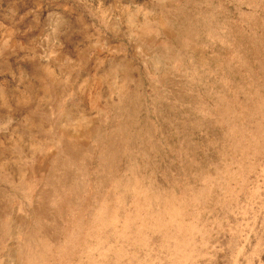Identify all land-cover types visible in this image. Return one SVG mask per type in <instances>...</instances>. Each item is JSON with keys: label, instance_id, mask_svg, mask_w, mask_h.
<instances>
[{"label": "rangeland", "instance_id": "1", "mask_svg": "<svg viewBox=\"0 0 264 264\" xmlns=\"http://www.w3.org/2000/svg\"><path fill=\"white\" fill-rule=\"evenodd\" d=\"M0 264H264V0H0Z\"/></svg>", "mask_w": 264, "mask_h": 264}]
</instances>
